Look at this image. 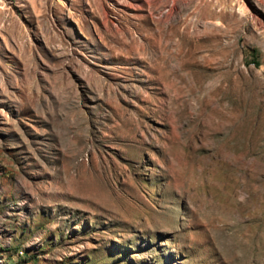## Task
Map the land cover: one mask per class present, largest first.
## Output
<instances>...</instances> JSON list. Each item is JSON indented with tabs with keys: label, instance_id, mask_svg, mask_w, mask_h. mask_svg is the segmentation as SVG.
<instances>
[{
	"label": "rangeland",
	"instance_id": "rangeland-1",
	"mask_svg": "<svg viewBox=\"0 0 264 264\" xmlns=\"http://www.w3.org/2000/svg\"><path fill=\"white\" fill-rule=\"evenodd\" d=\"M0 264H264V0H0Z\"/></svg>",
	"mask_w": 264,
	"mask_h": 264
}]
</instances>
